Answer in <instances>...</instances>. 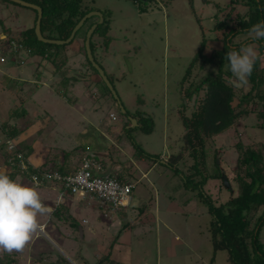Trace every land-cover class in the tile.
<instances>
[{
	"label": "rangeland",
	"instance_id": "rangeland-1",
	"mask_svg": "<svg viewBox=\"0 0 264 264\" xmlns=\"http://www.w3.org/2000/svg\"><path fill=\"white\" fill-rule=\"evenodd\" d=\"M84 1L92 9L88 13L100 12L109 22L106 35L110 39H106L110 40V43L106 51H103V37L93 36L95 63L112 81L115 96L124 104L123 107L133 111V114L140 110L144 112L142 116L150 117L153 122V129L149 133L134 128L136 123L129 132L121 135L120 140L122 146H130L129 151L133 149L131 142L135 141L149 156H161L149 178L140 180L133 190V195L138 199H135L136 210L147 211L155 204L159 205L161 221L152 220L148 225L137 227L126 241L123 239L117 242L126 220H119L116 229H112L113 222L109 225V219L103 218L94 210L98 207L89 205L88 200H79V204L76 203L77 208L72 210L69 205L72 206L73 203L67 202L63 203L65 210H62L66 220L58 222L51 214L39 216V225L46 222L47 227H39L22 251L0 253V258H7L3 261L16 260L15 264H57L59 261L60 264H85L81 258L95 263V253L98 251L99 259L108 255L110 260L121 258L123 264H231L227 260L226 250L213 254L210 239L213 220L204 200L198 194L201 186L198 182L204 174L201 173L200 165L198 169L201 172L194 174L192 181L188 179L195 168L189 166L194 162L196 165L200 163L199 151L194 159L188 157V151H184V161L174 167L167 165L168 160L166 163L162 160L163 156L170 157L171 154L181 152L184 134L182 115L189 117L196 110L197 102L203 98L205 91L202 89L189 100L183 95L184 89L188 88L191 82L201 79L208 67L198 70L197 67L201 63L199 60L188 79L183 78L203 37L207 40L203 52L205 55L208 56L222 47V32L214 28L217 21L225 20L227 23L234 17L229 6L230 0H148L140 3H134L132 0ZM217 3L224 8L223 12L217 13ZM244 11L245 9H239V16ZM35 15L29 8L9 0H0V45L4 44L7 38L15 37L21 31L32 27ZM97 20L96 16L88 18L77 31L74 40L60 46L58 55L50 59L22 49L17 55L20 64L13 63L12 57H8L7 62L0 65V103H3L0 104V126L7 123L8 128L9 125L20 128L26 123L29 129L36 130L31 138L28 137L29 145L37 144L38 147L35 146L44 156H48L45 159L52 160L50 162L62 151H68L67 157H71L74 148L83 147L84 143L89 144L93 150L98 148V145L106 146V140L115 139L116 134L111 129L100 132L96 126L89 124L90 121H100L103 128L111 125V119H108L110 108L116 112L117 122L114 121L113 126H122L124 121L130 119L120 113L117 101L114 102L109 96L99 97L103 94L102 87L105 83L100 82L99 73L89 60L87 62L84 55L82 44L90 28L88 25L96 24ZM3 27L8 28L7 35L2 34ZM85 29L88 30L85 32ZM216 37H220L221 41H216ZM247 38L252 40L249 33H242L232 39L231 43L236 44ZM252 46L257 49L256 45ZM51 52L53 53V50ZM53 59H56L54 64ZM62 60L66 63L64 68L56 71L55 64H60ZM78 67H85L84 72L99 77V82L90 87L98 91V96L87 90V86L84 89V101L88 105L84 106L82 112L70 110L68 100L72 97L61 85L66 72L69 70L68 74H71L70 72ZM33 75L46 82L42 89H35L36 86L32 83L36 78H33ZM10 79H21L25 84L24 92L20 93L16 82ZM234 79L232 77L229 81ZM75 80L77 79L72 81ZM14 85L13 89L7 88ZM233 86L235 92L239 89L247 92L251 84L248 81L243 87L238 88L234 84ZM17 110L25 111V114L19 111L22 116L13 115ZM69 120H75L74 133L71 135L62 133L59 129V126L62 127ZM262 121L257 120L255 116L240 120L227 131L214 136L209 145H206L209 151L205 159L206 166L203 167L205 172H217L213 165L216 157L215 164L230 178L229 188L219 179H208L202 187L215 207L238 195L239 188L235 181L238 151L234 145L239 141L245 147L257 143L264 145V127H258L261 123L264 125V119ZM85 126L86 140L80 137L81 129H85ZM95 130L99 133L98 137ZM5 139V134L0 129V143ZM78 151L82 154V149ZM114 152L116 153L115 148ZM133 153L136 157L135 150ZM118 161L125 164L132 159L130 156L125 158L123 154ZM2 162L3 156L0 154L1 172L4 170ZM74 198L76 199V196ZM46 219L51 223H47ZM71 223L75 226L72 230L68 229ZM81 229L84 230L85 239L88 235L90 239L83 242ZM259 240L264 245V226L260 229ZM166 247L171 249V254L174 253L172 257L168 255L166 258Z\"/></svg>",
	"mask_w": 264,
	"mask_h": 264
},
{
	"label": "trees",
	"instance_id": "trees-1",
	"mask_svg": "<svg viewBox=\"0 0 264 264\" xmlns=\"http://www.w3.org/2000/svg\"><path fill=\"white\" fill-rule=\"evenodd\" d=\"M22 1L34 4L41 9L42 17L40 21V32L43 38L50 40H66L80 19L92 10L86 5L84 0ZM132 1L134 3L141 2L138 0ZM216 5L219 6L218 3ZM229 6L231 7V12L234 13V17H231L227 23L225 20L217 21L214 28V30L217 29L222 32V41L220 37H216L215 39L216 41H221L222 47L208 56L205 55L203 52L207 40L203 37L195 56L187 67L186 75L183 78L184 80L189 77L192 70L199 63V60H201V63H199L197 67L198 70H203L206 66L208 67L204 76L197 81L191 82L189 87L184 89L183 93L186 98L191 100L194 95H197L202 89H204V96L197 102L198 106L196 110H194L189 117L182 115L184 134L182 136L181 152L171 155L167 161V165L174 167L179 163H182L185 157L183 153L184 151H188V157L191 159L196 158L199 151L201 157L200 163H197L196 165L194 162L193 165L189 166V168H195L193 171L194 173L189 174L188 179L192 181L194 177L193 175L201 172L198 169V165H200L202 169L201 173L204 174L198 182V184L201 185L198 194L204 200V203L212 216L213 221L210 226V239L212 242L213 254L219 250H226L228 255L227 260L231 264H264V245L259 240L260 229L264 226V145L257 143L245 147L241 141L234 145L238 151L235 170V181L239 188L237 196L231 197L230 200L215 207L211 203L209 196L202 190V187L208 179H219L223 181L222 170H220L219 165L215 164L216 157L213 160V165L216 167L215 170L217 172L206 173L203 168L206 166L205 159L207 152L209 151L208 148L206 149V145H209L211 139L214 136L227 131L236 124V122L247 119L250 116H255L259 121L264 119V39L253 40L252 38L251 40L247 38L236 44L231 43L232 39L236 38L239 34H248V29L253 24H256L259 21H264V0H230ZM239 9H245L241 16H239ZM223 10L224 8L219 6L217 13L223 12ZM34 12L36 15L33 26L21 31L15 37L7 38L6 43L14 41L17 46L29 49L30 54H38L41 56L47 55V58L50 59L52 56L58 55L60 46L65 45L58 46L46 44L37 39L34 33L37 12ZM91 25L92 23L88 25V28L91 27ZM108 25L109 22L103 15V22L98 24L90 38L92 56L95 48V45L92 44L94 35L103 37V51L107 50L110 43V40L106 39L109 38L106 35ZM86 30L88 29H85V32ZM8 31V28L3 27L2 34L7 35ZM76 34L77 32L75 33V36ZM82 45L84 50V44ZM245 45H256L259 58L253 67L251 76L248 78L251 87L247 92H243L242 89L235 92V87L229 81L233 76L229 71L228 61L225 56L228 51L233 49L238 51ZM52 50L53 53L51 52ZM83 52L87 62H89L85 50ZM55 62L56 59H53V64ZM65 64L66 63H64L63 60L60 64L56 63V71H61ZM100 82L103 83L101 79ZM109 82L113 87L112 81L109 80ZM103 86L104 87L102 88L104 91L101 96H109L114 102L119 101L120 105H122L119 99L116 100L113 98L108 87L105 86V84H103ZM123 109L125 112L122 115L137 120V125L134 128H140L145 133L152 131L153 122L150 117L145 118V116H142L144 112L136 110L134 114H128L124 107ZM19 111L21 110H17L13 115L18 117L22 116ZM21 112L25 114V111ZM128 124H130V119L124 122L122 134L131 130V127H127ZM7 125V123H3L0 126V129L5 134V138L15 140L17 151L22 153L23 158L28 161L30 146L17 141L18 136L27 127L26 123L20 128H16L14 125H9L8 128ZM258 127H264V125L261 123ZM116 138L119 139L120 136H117ZM131 144L136 152V157H144L155 162L159 160V157L149 156V154L144 152L135 141L131 142ZM215 151L213 153L214 156L217 155L215 154ZM0 154L3 156L2 166L4 173L17 183L33 187L28 179L30 175L22 176L19 170L8 162L9 157L7 156L4 142L0 143ZM64 155H67V153H64ZM14 161L15 164H17L18 160ZM27 170L30 174H36L37 177H40V173L48 170H57L62 174L73 172L72 170H68L66 166H60L57 168L52 167L51 169L48 167L45 169L34 167L31 164L27 166ZM225 177L228 182L230 178L226 175ZM115 179L121 181L119 178ZM42 186L43 185H40L37 188ZM51 215L57 220L67 219L62 215L61 208L58 207L51 212ZM71 225L75 227L73 223H71ZM109 257L110 256H106L95 264H118V262L110 260ZM5 259L7 260V258ZM5 259L0 258V264H15L16 262V260L3 261ZM57 264H60V261ZM85 264L89 263L86 262Z\"/></svg>",
	"mask_w": 264,
	"mask_h": 264
},
{
	"label": "crops",
	"instance_id": "crops-1",
	"mask_svg": "<svg viewBox=\"0 0 264 264\" xmlns=\"http://www.w3.org/2000/svg\"><path fill=\"white\" fill-rule=\"evenodd\" d=\"M78 46L81 47V44H79ZM84 70H85V67L84 68L78 67L77 69L73 70V72L71 71L70 72L71 74H68V71H69L68 70L66 72L67 74H65V77H64L65 79L61 80V85L63 86L64 89H66V92H68L70 97H72L70 100H68L70 110H75L76 112L77 111L82 112L84 110V106L88 105V103H86V101H84V98L86 95L84 93V91H85L84 89L86 86H87V90L92 91L94 93L93 95H97V96L99 95L97 90L94 91L95 90L94 87L90 88L92 84H93V86H95L99 82V77L96 76L95 74H88V72H84ZM5 76L8 78L7 75H5ZM33 78H36L33 80V83H32V84H34V87L36 86L35 87L36 90L40 89V87L42 89L44 87V85H46V82L42 81L39 76L36 77L35 75H33ZM75 78L77 80H75L73 82L72 80ZM65 80H68V82ZM10 81L16 82L15 85L19 88L20 93L24 92V85L25 84H23L24 82L22 83L21 79H15V80L10 79ZM68 83L70 84V86ZM87 83H89V84H87ZM15 85L14 86H7V88L13 89V87H15ZM50 87L53 88L52 85H50ZM31 97H30V99H31ZM99 97H101V95H99ZM0 104L3 105L2 102ZM121 104H122L121 107L124 106V104L122 102H121ZM122 109H123V107H122ZM119 111L121 114H124V112H125V111L121 112L120 106H119ZM126 111L128 112V114L133 113V111L130 112L128 109H126ZM110 113H116V112L114 109L110 108L109 114ZM109 114H108V117H109ZM108 119L110 120V118H108ZM130 119H132V118L130 117ZM134 120L137 123V120L136 119H134ZM86 121L88 122L89 119H87ZM110 121H111V125L108 126L109 128L108 127L103 128L100 121L99 122L90 121L89 124H93L94 127L96 126V129L99 130L100 132H104L108 129H111L112 131H114V134H116V137L117 136L121 137V135L123 133V130H122L123 125L122 126H118V125L113 126L112 123L117 122V119L115 120V122L113 120H110ZM124 122H123V124H124ZM83 124H84V122H83ZM60 125H62V124H60ZM134 126L135 125H133L131 123L127 127L130 128V127H134ZM74 127H75V120H69L66 124L62 125V127L59 126V129L62 133L64 132L68 135H71L72 133H74V130H73ZM86 128H87L86 126H85V129L82 128L81 134H80V137L82 139L84 138V140L87 139V129ZM33 132H36V130L29 129L28 127H26L25 130L19 135V137H18L19 139L17 138V141L20 140L19 142H23L27 146H30L28 161L34 167L45 168V169L49 167V169H51L52 167L57 168L60 166H66L68 170L74 171L78 167L79 162L83 159V157H85V156L94 157L100 161L101 166L103 168V171H102L103 174L110 175V176L115 177V178H119L121 181L131 183L135 187L137 185V183L140 182V180H144V179L149 178V176L151 175V172L153 171V169L155 168V165L157 163L155 161L148 160L144 157H138V156L135 157V155H133L134 149L129 151L128 148H130V146L128 144H125L124 146H122L121 145L122 141L120 140V138L117 139L116 137L113 140H111V139L106 140L104 142V144L106 146L98 145L99 147L98 148L96 147L93 150L90 149V145L87 143L86 144L84 143L83 147H75L73 155L71 157H67L68 155H66V156L64 155V153L68 154V151L67 152L62 151V152L55 155L56 157L53 158V162H50L52 160L49 158L45 159L48 156L47 155L44 156L42 154V152L39 150V148H37L38 147L37 144L32 143L31 145H29L28 140L31 138V135L33 134ZM95 132H96V130H95ZM96 133H97L96 137H98L99 133L98 132H96ZM28 137H30V138H28ZM35 145H37V147ZM110 147H111V149H110ZM114 148L116 149V153L114 152ZM80 149H82V154L79 153V151H78ZM97 152H101L103 154L99 155V153H97ZM144 152H145V150H144ZM123 154H124L125 158H127V156H130L132 161H128L127 163L125 162V164H121L118 160H119V157L123 156ZM118 155H120V156H118ZM171 155H173V154H171ZM69 156H70V154H69ZM159 159H161V156L159 157ZM168 159H169L168 156H163L162 157V160H164L163 163H166V161ZM46 162H48L49 164L47 165ZM3 172H4V170H3ZM133 180H136V181H133ZM134 187H133V190H134ZM35 190L39 193L41 200H43V203L47 207H50L53 210L56 207L61 208V212H63L62 210L65 208L64 204H66L67 202L73 203L72 204L73 207L69 205L71 210H72V208L73 209L77 208L76 203L79 204V202H78L79 200L86 202V200H82V199L78 198L77 196H76V199L74 198L75 196H72V195L61 196V191H60L59 185L53 184V183H49V184L44 185V186L37 188ZM133 190L131 193V200H130L128 207L126 209L122 210L117 215L104 216V214L101 211H99L96 208V206H94V203L91 202V204H90V205L93 204V206L96 208L94 210H96L100 215H102L103 218L109 219V225L113 222L112 229L113 228L116 229V226L118 225L119 220H121V221L126 220L127 221V223L124 224L125 226H123V229L120 228L122 233L119 235V238L116 240L117 242H118V240L122 241L123 239L126 241V238L129 237V234H131V232H133L134 229L136 230L137 227L140 228V226L142 227L146 224L148 225V224H150L149 222L152 220H155V222L161 221V218L159 217V212H158L159 211L158 209L160 208L159 205L157 206L155 204L154 207L148 208L147 211H144V209H143L141 212H138V210H136L135 203H137L136 200H138V199H136L135 196L133 195ZM57 203H60L61 205H64V206H58L60 204L57 205ZM100 215H99V217H101ZM135 215L137 217H135ZM117 217H118V219H117ZM135 218H137V219H135ZM72 219H73V217H72ZM59 221L60 222L64 221V219L58 220V222ZM47 223H51V222H48V220H47ZM83 223H85L84 220H83ZM44 225H45V227H43ZM155 225L157 226L156 223H155ZM56 226H59V225L56 224ZM56 226H54V227L56 228ZM39 227L46 228L47 227L46 222L39 225ZM51 227H53V226L51 225ZM55 228H54V230H56ZM73 228L74 227L71 224H69L68 229L72 230ZM88 230H89V228H88ZM104 233L106 234V232H104ZM80 235H81V238H83V242L87 241V239H90L89 235H88L87 239H85L84 230H82V229L80 230ZM176 238H178V237H176ZM101 249H103V248H101ZM171 253H172L171 249L169 247H166V258L168 257V255L169 256L174 255V253L173 254H171ZM98 254H99L98 251H96L95 255L97 256L96 257L97 261L100 260L98 257V256H100V254L99 255ZM104 257H106V255H104ZM104 257H100V258L102 259ZM214 257H215V255H214ZM118 259L119 260H117L116 258H111L112 261L118 262V264H123V261L121 260V258H118ZM81 260L84 261V263L87 262L89 264H95L97 262L96 261L95 263H91V261L89 262V260H84L83 258H81Z\"/></svg>",
	"mask_w": 264,
	"mask_h": 264
},
{
	"label": "clouds",
	"instance_id": "clouds-1",
	"mask_svg": "<svg viewBox=\"0 0 264 264\" xmlns=\"http://www.w3.org/2000/svg\"><path fill=\"white\" fill-rule=\"evenodd\" d=\"M248 32L253 40L264 39V21L253 24ZM22 49L25 48L18 46L13 63H21L17 60V55ZM25 50L30 52L29 49ZM44 57L47 58V55ZM225 58L229 71L235 78L231 82L238 88L247 85L259 58L257 49L252 45H245L238 51H228ZM52 211V208L41 201L39 193L33 187L17 183L6 173L0 172V253L22 251L39 228L38 217L50 215Z\"/></svg>",
	"mask_w": 264,
	"mask_h": 264
},
{
	"label": "built area",
	"instance_id": "built-area-1",
	"mask_svg": "<svg viewBox=\"0 0 264 264\" xmlns=\"http://www.w3.org/2000/svg\"><path fill=\"white\" fill-rule=\"evenodd\" d=\"M17 48L18 46L12 41L1 44L0 65L5 64L10 55H14L12 61L15 62ZM109 118L115 121L116 115L110 113ZM3 142L9 157L8 162L15 166L22 176L30 175L28 179L34 188L49 183L57 184L60 187L61 196L72 195L82 200H88V204L94 203L104 216L115 215L128 207L134 186L103 174V168L98 159L83 157L78 167L71 173L62 174L57 170H48L40 173V177H37L36 174H30L27 170V166L31 163L17 151L15 140L6 138ZM14 160H18L17 164Z\"/></svg>",
	"mask_w": 264,
	"mask_h": 264
},
{
	"label": "water",
	"instance_id": "water-1",
	"mask_svg": "<svg viewBox=\"0 0 264 264\" xmlns=\"http://www.w3.org/2000/svg\"><path fill=\"white\" fill-rule=\"evenodd\" d=\"M13 3H16L20 6H23V7H26V8H29V9H32L34 11L37 12V19H36V23H35V28H34V33H35V36L37 37V39L39 41H41L42 43H46V44H52V45H66L68 43H70L74 36H75V33L81 28V26L83 25V23L90 17L92 16H96L99 20L96 24L92 25L89 30L87 31L86 33V36H85V41H84V50H85V54L87 56V59L90 61V63L92 64V66L95 68V70L99 73L102 81L107 84L108 86V89L109 91L111 92V94L114 96V98L116 100H118V98H116L115 96V92L112 88V85L110 84L108 78L106 77V74L104 72V70L98 65L95 63L94 61V58L92 56V52H91V49H90V38L94 32V30L96 29V27L98 26V24H101L103 22V16L100 12H92V13H88L86 14L85 16H83V18L75 25V27L72 29L71 33H70V36L66 39V40H50V39H45L42 37L41 35V32H40V21H41V17H42V11L41 9L34 5V4H30V3H27V2H24L22 0H9ZM138 1H141V2H145L147 0H138ZM118 105L120 106L121 108V112L124 111L119 103V101H117ZM130 122L135 125L136 122L134 119H130ZM222 173V178H223V182L224 184L227 186V188H229V183L227 182L226 180V177H225V173L224 171H221Z\"/></svg>",
	"mask_w": 264,
	"mask_h": 264
},
{
	"label": "flooded vegetation",
	"instance_id": "flooded-vegetation-1",
	"mask_svg": "<svg viewBox=\"0 0 264 264\" xmlns=\"http://www.w3.org/2000/svg\"><path fill=\"white\" fill-rule=\"evenodd\" d=\"M98 20H99V19H98ZM98 20H97V21H98ZM97 21H96V23H97Z\"/></svg>",
	"mask_w": 264,
	"mask_h": 264
}]
</instances>
